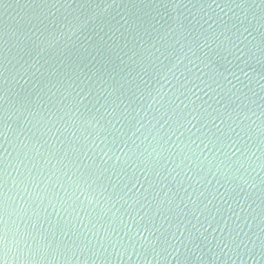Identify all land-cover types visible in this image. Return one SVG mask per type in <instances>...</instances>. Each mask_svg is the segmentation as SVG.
<instances>
[{
  "label": "water",
  "instance_id": "95a60500",
  "mask_svg": "<svg viewBox=\"0 0 264 264\" xmlns=\"http://www.w3.org/2000/svg\"><path fill=\"white\" fill-rule=\"evenodd\" d=\"M69 176L93 198L69 199ZM5 259L264 264V0H0Z\"/></svg>",
  "mask_w": 264,
  "mask_h": 264
},
{
  "label": "clouds",
  "instance_id": "9594fccd",
  "mask_svg": "<svg viewBox=\"0 0 264 264\" xmlns=\"http://www.w3.org/2000/svg\"><path fill=\"white\" fill-rule=\"evenodd\" d=\"M163 75H166V72H164ZM155 103L156 102L153 101V103L149 105V111L155 110ZM43 107L44 106L40 103L39 98H38L36 109L27 115V119L25 120L24 124L28 125L33 120H43L45 118V111L42 110ZM165 115H166V113H161L159 120H163ZM147 116H148V113H145L143 119L146 120ZM53 119H55V116L49 113L48 114L49 122H51V120H53ZM159 120H156L155 123H153L151 120H149L147 122V125L138 126L137 131H142L143 127H146L147 133L145 135V140H147L149 137H152L153 143H156L158 141V138H160V131L157 130V124H159ZM118 123H119V121H118ZM96 127H97L98 131L96 132L95 139H93L91 142V147L96 152V154L99 155L100 159L102 160V164L100 165V167H105V165H108L111 163L113 154L111 152V149L105 150V144L107 141V137L105 136L104 139H101V136H100V133L107 131V129L106 128H100L99 124H97ZM113 130H116L115 125H113ZM97 141H99V143H97ZM205 147L207 148V145H205ZM154 153H155V159L157 162H159L162 158H164L166 156V153L163 150H161L159 153H156V149H152V152H150L147 156L142 155L143 163H145L146 165L150 164ZM232 155H236V153L233 152ZM124 156H125V154L122 152L118 157H116L117 162H119L121 159H123ZM209 156H211L212 158L209 159V157L206 156L203 158V160H207L209 162V172H211L212 171L211 165L215 162L216 157L212 156L211 152L209 153ZM125 162L127 163L128 159ZM201 163H203V161H201ZM227 163H228L227 160H223V159L220 160V162L218 164H216L215 175L220 174L221 169ZM137 167H138V165H137ZM151 167L154 168L155 165H151ZM165 167H167V165H165ZM180 167H182V165H176L175 167H173L169 171L167 177L164 176L163 169H161V171L156 173V179L160 180L161 182H163V180H165V179H168L169 177H171L172 179H175V176H173V173L176 172V170ZM150 174H151V171H150ZM97 179H99V177H97ZM92 183L95 184L96 179H93ZM68 184L70 186H73L75 189L74 191L71 192L69 199H71V197H75L76 199H80L81 196H83L85 200H90L93 198V196H94L93 193H89L87 196H85V192L88 191L87 188L81 190V187H80L78 181H74L71 176L68 177ZM77 191L79 192V195L76 194ZM67 202L68 201H65V203H67ZM49 207H51L52 213L59 215L58 206H56L54 204H50ZM137 236H139L140 239H143V236L141 234L137 233ZM25 241H26V237L21 236L18 241L14 240L13 243L19 244V243H23ZM3 245H4V248L7 252L8 248H9V240L7 239V234L5 235V238L3 240ZM0 264H7V259L0 261Z\"/></svg>",
  "mask_w": 264,
  "mask_h": 264
}]
</instances>
